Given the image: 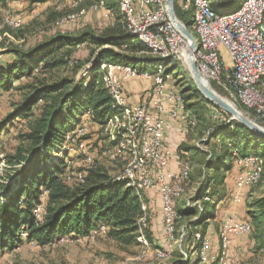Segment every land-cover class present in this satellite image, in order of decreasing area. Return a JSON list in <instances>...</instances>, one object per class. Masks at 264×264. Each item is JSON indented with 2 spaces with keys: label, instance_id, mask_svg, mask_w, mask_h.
Here are the masks:
<instances>
[{
  "label": "trees",
  "instance_id": "16d2710c",
  "mask_svg": "<svg viewBox=\"0 0 264 264\" xmlns=\"http://www.w3.org/2000/svg\"><path fill=\"white\" fill-rule=\"evenodd\" d=\"M35 1L42 3L48 0L32 2ZM115 1H95L104 5L105 10L110 11L116 21L102 34L95 36L90 32L78 35L52 33L27 51L14 50V58L0 65V95H2L23 88L17 85L23 80H32L37 74L46 75L68 66L75 49L88 48L85 79L62 78L51 84L41 81L37 86L25 87L29 91L7 121L9 125L18 119L28 121L29 133L23 136L28 147L24 150L18 149L14 155L6 157L7 166L12 170L4 182L0 183L1 252L12 251L25 244L44 247L61 239H85L101 227L106 230L102 235L121 248L139 246L146 241L149 245H155L150 226L153 215L149 200L157 195L161 208V200L157 192L151 191L154 193L152 196L150 192H144L140 197L133 188L125 187L124 184L115 181L99 165L82 170L81 179L79 177L80 181L75 186L63 181V176L68 170V152L64 150L67 145L66 138H73L75 131L78 128L83 129L82 127L87 124L97 126L100 132V126H103L107 118L120 116V111L113 106L114 102L103 86L106 67L130 68L136 74L151 75H155L158 67H161L162 76L166 77L170 70L168 66L173 61L155 57L148 47L130 36L125 18ZM183 1V6L186 5L184 12L180 10V0H174V12L178 20L188 29L189 26H193V20L188 25L187 2L191 1L193 5L192 19H194L195 5L194 0ZM0 2L4 3L6 0ZM214 2L222 5L237 2L241 5L242 0ZM224 78L229 79L230 73H224ZM225 83L229 86L228 82ZM192 85L193 87L187 86L184 91L178 92L183 98L184 109L196 121V126L189 129L197 128L199 123H205L208 119L203 112L195 111L194 106L203 110L207 104L210 105L215 110L211 112L213 119H216L218 112L225 115L220 108L199 93L194 83ZM263 86V83L259 86L262 91ZM236 102L241 110L252 116L250 109L245 108L238 100ZM229 120H224L201 132L202 136L204 133H207V136L199 142L211 146V150L203 153L196 145L181 144L179 147L180 152H188L191 156L194 154L193 150L199 155L201 153L203 162L202 181L189 203L193 206L187 208L186 202L179 204L183 194L174 199L173 209V234L175 229L182 226L185 219L197 216V221L186 225V231L193 241L191 251L196 253L197 260L193 263L185 254L187 260L175 261L173 264H200L199 251L204 238H207L211 221L216 218L217 206L225 200L233 199L235 180L239 172L236 158H258L261 162L258 182L262 179L264 139L239 122ZM180 157L184 160L183 155ZM190 171L188 180L183 186L184 193L186 184L191 180L192 170ZM248 188L250 186L246 189ZM142 203L145 204L146 209ZM247 214L249 220L245 221L249 224L250 231L253 230L254 240L259 242L257 249L264 248V196L251 203ZM160 218L163 227L161 212ZM220 227L221 225L219 229ZM221 231H217L218 237ZM163 232L165 234L164 227ZM196 234L200 235L199 240L196 239ZM228 247L229 245L226 249ZM218 256L219 247L217 258L213 261L207 258L206 264H219V257L226 259L225 254Z\"/></svg>",
  "mask_w": 264,
  "mask_h": 264
},
{
  "label": "rangeland",
  "instance_id": "374dc122",
  "mask_svg": "<svg viewBox=\"0 0 264 264\" xmlns=\"http://www.w3.org/2000/svg\"><path fill=\"white\" fill-rule=\"evenodd\" d=\"M32 1L34 0H6V3L0 2V65L14 58V50L27 51L32 46L42 41L45 36L52 33L59 32L60 34L78 35L83 32H90L98 36L116 22L111 13L107 12L108 15H105V6L100 5V2H95L97 0H49L50 2L46 4ZM214 1L218 2L221 0H209L211 10L218 15L230 14V12H233L241 6L237 2L229 5H222ZM187 3L189 10L187 12V20L189 25L193 20V5L191 1ZM95 5L97 6L96 9H94ZM67 16H74L75 18L71 22L67 20L59 24L62 19H67ZM7 17L17 22L20 28L11 29L7 26L5 24V19ZM19 18L20 20L17 21ZM188 29L197 40V35L193 30V26H189ZM219 53L224 68L230 69L232 61L225 46L219 48ZM86 59H88V48L80 47L78 50L75 49L70 57V64L68 66L61 67L46 75L37 74L32 80H23L17 83V85L23 88L14 89L0 95V131L9 123L7 121L10 119L15 109L20 105L25 94L29 91V89H25V87L31 85L37 86L41 81L45 84H51L62 78H76V80L79 78L85 79L87 77L86 71L88 65ZM169 67L170 70L168 71V75L162 77L166 79L168 86L172 88L174 92L178 93L179 91H184L187 86L193 87L192 83H194V81L185 62L173 60L169 64L168 68ZM210 88L217 96L241 112L244 117L247 118L249 116L237 106L233 92L229 93L228 89L218 84H212L211 82ZM262 88L264 91V86ZM192 104H194V102H192ZM193 108L195 111L203 112L204 116H208L207 121L209 123L207 121L205 123H199L197 128L189 130V139L193 141V145L191 144V146L196 145L200 152L205 153V151L211 150V146L208 147L199 142L201 139H206L207 136V133H204L202 136L201 132L210 126L213 127L216 124L222 123L224 120H229L231 116L225 112H223L225 115L221 116L218 112L216 114V119H213L212 111L215 110L208 104L203 110L198 106H194ZM249 117L253 120L252 116ZM249 117L247 119H249ZM110 118L112 117L107 118L103 126H100V132L97 126L87 124L85 126L87 128V133L84 136L86 137L85 143H82L81 146L78 142H72V139L76 138V132L79 128L75 131L73 138H66L67 145L64 147V150L68 152V170L63 176V181L66 184L75 186L77 182L80 181L79 177L82 175L81 171L93 166L99 165L103 167L108 175L112 177L120 173L125 161H122L120 157L114 155L115 152L113 151L115 149H111L112 142L107 130V122ZM27 122L26 120L20 119L14 120L12 121V125L8 124L0 132V183L4 182L5 178H7L9 172L12 170L7 166L6 157L14 155L18 149L24 150V148L28 147L27 142L23 139V136L29 133ZM82 128L84 129V127ZM211 141L213 142V140ZM68 144H71V146ZM193 152L194 154L192 156L188 152L183 155V159L190 163L192 173L190 183L186 184L185 193L183 187L181 195H184L182 198L180 197L179 204L185 202L189 204L202 181L201 168L203 159H201V153L199 155L195 150H193ZM112 155H114V158ZM57 156L59 157V155ZM180 160H182V157H180ZM262 196H264V173L260 182L252 187L250 186L249 192L241 202L244 214L248 213L251 203ZM149 201L151 203L153 215L150 224L151 231L153 232L152 240L160 249L155 245H149L147 241L144 244H139V246L121 248L109 238L102 235L105 232L102 233L98 231L96 234H92L85 239H61L44 247H39L35 244H25L12 251H0V264H173L175 261L187 260L185 254H187L188 259L192 260L194 263L195 260H197V256L195 255L196 253L191 251L193 248V241L186 231V225L192 221H197V216L185 219L182 226H179L177 230L175 229L174 234H176V236L173 234L172 238L169 236L166 237L163 232L160 218V201L157 195L153 196ZM198 209L200 210L199 206ZM213 223L214 222L211 221L210 226H212ZM214 225L217 226L215 223ZM220 225L221 223L216 227V232L219 230ZM252 233L253 230L251 233L245 235V244L247 247L244 252H240L236 256L229 251V255L235 264H264V248L261 247V249H257L259 242L254 240ZM22 236L24 237V235ZM214 252L215 255H212L215 257L216 251ZM236 257L238 259H236ZM211 260L213 261V259Z\"/></svg>",
  "mask_w": 264,
  "mask_h": 264
},
{
  "label": "built area",
  "instance_id": "2783aa9c",
  "mask_svg": "<svg viewBox=\"0 0 264 264\" xmlns=\"http://www.w3.org/2000/svg\"><path fill=\"white\" fill-rule=\"evenodd\" d=\"M183 2V0H180V10L182 12H184ZM158 3H160V0H151L150 9L142 10L141 7L131 1L129 2V7L140 9V17H136V20L139 21V29L135 30H145L148 37L153 38V40H159V29H165L159 28ZM261 10V5L257 1L240 17L214 20L212 17H206L201 12L199 20L195 22L199 25L202 38L206 40L207 44H211L213 48L225 46L232 61L231 69H234V80L240 82L241 86L252 81L255 71H258L261 67L263 57L255 55L256 45H251L254 27H256V21L260 19ZM220 25H228V33H220ZM167 34L168 41L163 43L173 44V49H182L185 62H187L186 50L188 44L183 36L175 27L174 32H167ZM192 56L199 73L207 78L209 82H213L212 71L205 70V66H200L197 55ZM246 57L254 58V66L246 65ZM208 63H211V61H208ZM108 73L113 86L114 99L115 94H122L123 103H128L123 89L124 82L131 80L152 81L151 88L145 91L143 100L136 105L137 120H131V127H136L138 135L142 137L141 162L139 166H131L126 172H121V177H113V179L139 177L145 188V193L157 192L161 200L163 227L166 237H168L170 235L171 217L173 216L170 213V201L177 189L185 183V160H180L179 157L180 169L177 173L170 175L167 172L171 159L178 156L174 155L164 142V130L167 125L164 118L165 106H168L167 115L176 122L184 123L187 128H189L190 115L180 112V96H176L174 90L168 87L165 78L132 74L130 69L122 67L121 69H110ZM242 95L249 101H253L246 95ZM256 114H261V121L253 122L264 128V107L258 110ZM86 133L87 128L84 126L83 132L76 135L72 142L85 143L84 136ZM258 162L257 160L236 158V166L239 172L235 180L233 204H240L244 200L247 185H250L254 180L253 168L258 166ZM246 224L247 221L238 220L232 216L223 219L219 230H223V235L229 237V251L234 239L242 238L251 233V231H246ZM218 238V245H220V237ZM210 250L211 242L208 238H204V251H202L200 264H205L207 258H211ZM229 251L226 252V259L222 264H235L229 255Z\"/></svg>",
  "mask_w": 264,
  "mask_h": 264
},
{
  "label": "bare ground",
  "instance_id": "6f19581e",
  "mask_svg": "<svg viewBox=\"0 0 264 264\" xmlns=\"http://www.w3.org/2000/svg\"><path fill=\"white\" fill-rule=\"evenodd\" d=\"M134 3L138 7H141L142 10H149L151 6V0H116L119 10L123 14L127 30L133 38L144 44L148 47L152 54L161 59H172L176 61L185 62L184 55L182 49H173V44L171 43H163L168 41L167 32H174V26L170 21L168 16L166 0H160L158 3V21H159V40H153V38L148 37L145 30H135L139 29V21L136 20V17H140V9H134V7H129V2ZM259 1V5H261L262 10L260 11V19L256 21V27H254L253 38H251V45H256L255 47V55L262 56L261 67L258 71H255L253 75L252 81L248 82V84H242L240 82H236L234 80V69H225L222 63L219 48H213L211 44H207L206 40L202 38V32L197 22L199 20V16L202 13L206 15V17H212L214 20H225V19H234L240 17L241 14L247 12L250 9L251 5H255ZM195 5V13L193 19V30L197 35V40H195V48L192 51V55H197L198 63L200 66H205V70H211L213 75V82L222 86L225 89L229 90V93L233 92L234 97L241 103L245 108L251 110L252 121H261V114H256L258 110L264 107V92L259 89L260 84L264 81V0H242L241 6L238 10L233 13L218 15L213 12L209 6V0H194ZM186 9V5L183 6V10ZM68 18L62 19L59 24L64 23L68 20L71 22L75 17L67 16ZM180 21V20H179ZM181 22V21H180ZM182 23V22H181ZM5 24L9 26L11 29H18L20 25L11 20L10 18L5 19ZM183 24V23H182ZM220 33H228V25H220ZM182 36V35H181ZM194 37V36H193ZM185 42L188 41L183 37ZM211 61V63H208ZM186 64V62H185ZM187 65V64H186ZM246 65L254 66V58L246 57ZM130 69V68H126ZM132 74L134 71H132ZM230 73V78H224V73ZM163 69L158 67L157 74L158 78L162 77ZM141 75V74H140ZM148 73H143L142 76H148ZM103 86L104 89L107 90L108 94L111 96L114 104L113 106L117 107L120 111V116H113L107 122V130L109 132V136L111 142L113 143L112 149H115L114 155L120 157L122 161H125L124 166L120 173H118L114 177H121V172H126L131 166H139L141 162V144L142 137H140L136 131V127H131V120H137L136 107L130 108L127 103L122 102V94H115V99L113 95V86L109 77V74L103 75ZM225 82H228L229 86ZM251 98L253 101H249L244 98L243 95ZM176 96H180V112L190 115L189 127L193 128L196 126V121L194 117L184 109L183 98L180 94L175 92ZM251 116V115H250ZM248 118V117H247ZM249 120H251L249 118ZM83 129H79L77 131V135L82 133ZM81 146V145H80ZM111 151V150H110ZM106 153V151H105ZM108 154V153H107ZM114 155L112 157L114 158ZM242 160H257L258 166H254L253 168V176L254 180L250 184V186H254L257 184L260 174H261V162L258 158L250 157L244 158ZM191 167L189 162L185 160L184 164V179L185 182L188 180V176L190 173ZM81 179V177H80ZM117 182L124 184L125 187L133 188L137 194L140 196L145 191L143 187V183L140 181L139 177H127L121 179H114ZM184 185V184H183ZM183 191V186L177 189V192L174 194L173 198L170 201V213L173 215L171 217L170 224V238L173 236V219H174V199L179 198ZM141 197V196H140ZM193 205L186 204L187 208H190ZM146 226V224H144ZM98 231L104 233L106 230L104 227H101L99 230L93 232L96 234ZM246 231H250V226L246 224ZM196 239L199 240L198 234L195 235ZM93 238V236H92ZM145 242H143L144 244ZM220 244L221 248L225 249L229 245V237L227 235H223V230L220 235ZM202 251H204V241L199 251L200 260L202 258ZM225 261L223 258L219 259V264H222ZM207 260L205 261V264Z\"/></svg>",
  "mask_w": 264,
  "mask_h": 264
},
{
  "label": "crops",
  "instance_id": "0c3cea01",
  "mask_svg": "<svg viewBox=\"0 0 264 264\" xmlns=\"http://www.w3.org/2000/svg\"><path fill=\"white\" fill-rule=\"evenodd\" d=\"M49 2L50 1L48 0V1L42 2V3L46 4V3H49ZM96 5L94 6V9L97 8ZM107 12H110V11L106 10V14L105 15H108ZM34 46H32V47H34ZM110 69H121V67L108 66V67H106V69H105L106 72L104 74H109L108 70H110ZM133 74H136V73L134 72ZM137 75H140V74H137ZM148 76L157 77L158 74H155V75L154 74L153 75L149 74ZM151 86H152V81H148V80H131V81L124 82L123 83V89H124V93H125V95L127 97V100H128L127 104L130 107H136V105L141 103V101L143 100L145 91L150 89ZM165 108H166V110H165V113H164V118H165V121L167 122V125H166V128L164 130V142L166 143L168 148L173 152V154L174 155L176 154L178 156V157H174L173 159H171V161L169 162V165H168L167 172L170 175H172L174 173H177L179 171V169H180L179 157L181 155H185L186 154L185 151H183V152L181 151L180 152L179 151V147L181 146V144H185L187 146H191L193 141L189 139V130H191V129L187 128L184 123H180V122H176V121L172 120L167 115L168 106L166 105ZM194 144H195V142H194ZM104 145H105V143H104ZM112 146H113V143H112ZM111 149H112V147H111ZM249 189L250 188H248V190L246 189L245 196L248 193ZM149 194L152 196L154 193L150 192ZM141 196H142V194H141ZM232 201H233V199H232ZM232 201H226L225 200V201L221 202L217 206L216 218L213 221L217 226L220 224V221H222L223 219H225L228 216L235 217L238 220H240V219L241 220H247V221L249 220L248 214L247 213L244 214L243 206L241 205V203L236 205V204H233ZM149 204H150V202H149ZM142 205L146 209L145 204L142 203ZM214 223H213V225H214ZM213 225L209 226V229H208L207 235H206L207 238L211 242V250H210L211 258H209V261H210V259L215 260V257L217 258V253H218L217 248L218 247H219V256L220 255L223 256L224 254L226 256V252L229 251V247H228V249H226V248L223 249V248L220 247V245H218V233L216 232V227L217 226H215V225L213 226ZM245 237L246 236H244L242 238H239V239H234L232 241V244H231V247H230V253H233V255L237 256L238 253L244 252V250L247 247L246 244H245ZM214 251H216V256L215 257L213 256V255H215ZM236 259H238V258L236 257Z\"/></svg>",
  "mask_w": 264,
  "mask_h": 264
},
{
  "label": "water",
  "instance_id": "95a60500",
  "mask_svg": "<svg viewBox=\"0 0 264 264\" xmlns=\"http://www.w3.org/2000/svg\"><path fill=\"white\" fill-rule=\"evenodd\" d=\"M166 6L171 23L176 28V30L188 41V49L186 50V64L199 93L209 102L220 108L223 112L230 115L231 121L233 120L239 122L251 132L264 139L263 127L244 117L241 112L221 99L211 90L209 80L199 73L193 60L192 51L196 45L193 35L189 32L187 27L182 24L176 17L174 12V0H166Z\"/></svg>",
  "mask_w": 264,
  "mask_h": 264
}]
</instances>
